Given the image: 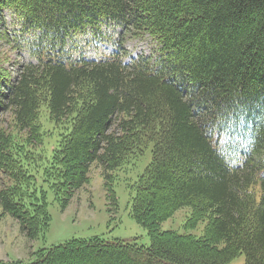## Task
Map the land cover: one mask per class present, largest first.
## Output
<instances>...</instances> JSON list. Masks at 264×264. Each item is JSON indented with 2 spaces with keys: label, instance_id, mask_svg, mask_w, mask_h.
Segmentation results:
<instances>
[{
  "label": "trees",
  "instance_id": "1",
  "mask_svg": "<svg viewBox=\"0 0 264 264\" xmlns=\"http://www.w3.org/2000/svg\"><path fill=\"white\" fill-rule=\"evenodd\" d=\"M6 12L19 25L0 40L29 60L0 64V221L36 240L47 191L65 205L93 166L113 181L153 155L131 210L149 247L75 239L30 264H264V0H0V28ZM113 24L156 56H73L76 35ZM185 208L203 236L161 230Z\"/></svg>",
  "mask_w": 264,
  "mask_h": 264
},
{
  "label": "rangeland",
  "instance_id": "2",
  "mask_svg": "<svg viewBox=\"0 0 264 264\" xmlns=\"http://www.w3.org/2000/svg\"><path fill=\"white\" fill-rule=\"evenodd\" d=\"M4 20L0 33L11 35L13 39L14 31L19 25L18 20L8 12L5 13ZM122 33V29L113 24L104 28V36L78 34L70 43L72 54L74 57L101 60L116 53L124 57L127 51L131 56L130 59L125 58L127 63L141 56H156L159 48L152 38L144 36L134 39ZM105 39L106 41L103 42ZM15 47L14 43L8 45L0 40V64L3 69L15 71L18 66L28 63V54L15 50ZM6 121L5 126L9 127L10 119L7 118ZM152 156L151 146L135 166L112 173L113 181L106 180L101 169L97 165L93 166L89 184L78 193L71 194L65 205L55 201L53 194L47 191L48 212L52 219L51 227L44 236H39L36 240L26 238L20 223L15 218L8 215L2 218L0 221V264H30L35 260L36 253L39 251L49 250L75 239L101 238L107 241H122L149 247L151 240L148 232L132 218L131 210L133 198L136 195V183L151 164ZM107 184L111 185L115 192L116 203L111 197L110 187ZM7 186H9L8 179L0 174V188ZM191 214L190 208L180 210L173 218L161 225V230L173 231L181 236L190 234L196 237L203 236L206 222H200L197 229L186 228V222ZM244 263V255L233 261V264Z\"/></svg>",
  "mask_w": 264,
  "mask_h": 264
}]
</instances>
